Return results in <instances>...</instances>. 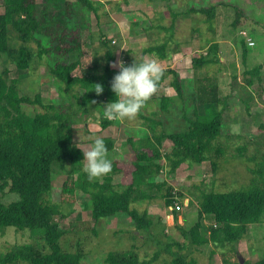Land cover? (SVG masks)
I'll use <instances>...</instances> for the list:
<instances>
[{
  "label": "rangeland",
  "instance_id": "rangeland-1",
  "mask_svg": "<svg viewBox=\"0 0 264 264\" xmlns=\"http://www.w3.org/2000/svg\"><path fill=\"white\" fill-rule=\"evenodd\" d=\"M63 1L56 0L53 9L56 20L63 19ZM73 1V0H68ZM104 8L108 17H101L97 28L92 13L85 7L76 6V11L83 21L82 39L87 46L82 48V63L73 74L81 75L86 71L97 72L105 64L108 47L100 43V33H104L110 42V48L116 54L117 63L152 59V54L141 56L144 47L169 42V57L160 61L164 70L174 69L183 82V98L177 97L169 86L171 76L167 75L157 93L147 102L141 114L162 123L155 126L158 132L167 130L177 133L188 127V120L193 119L191 98L195 79L207 78L208 83L216 85L221 99L218 108L225 103L222 116V129L214 141L215 149L211 155L216 163L212 171L209 161L201 164L184 162L174 173L168 172L169 161H164L163 168L151 181L165 186L161 190H150L142 185V191L154 198L132 205L139 211L146 210L153 221L148 231H137L132 221L124 215L106 218L94 222L86 209L89 196L72 188L71 179L83 171L86 161L80 158L75 165L74 176L69 174L70 165H56L52 170V189L45 197L49 203L60 206L61 213L54 217L62 231L61 249L68 253L82 254L81 264H106L105 257L110 251L122 252L135 250L139 260H149L155 252L158 258L151 264H172V256L163 251L168 243H183V237L174 228L179 224L191 228L197 220V199L202 192H228L246 190L252 178L264 179V0H122L114 4L113 0H90ZM55 4V3H54ZM96 5V7H99ZM214 7V20L206 21V15L192 13L191 8ZM0 0V11H2ZM102 8L100 11H103ZM108 13H107V12ZM242 13L239 21L235 18ZM244 15V16H243ZM112 22H110V21ZM115 23V26L113 25ZM11 46L19 48L17 34L9 28ZM254 42L248 46L246 39ZM218 43L217 55L220 62L215 65L194 69L191 59L205 55L211 42ZM243 45L247 53L243 57ZM28 47L37 53L38 44L29 42ZM53 57L41 59L34 55L28 68L19 70L7 55L0 57V72L7 68L10 80H16L20 96L33 97L40 94L44 102L63 105L66 110H73L68 100L61 97L57 85L48 73ZM260 67L257 73L253 69ZM248 80L252 81L248 85ZM81 94V90H77ZM162 96L172 98L167 112L160 109L158 99ZM106 105V104H105ZM89 107L87 113L75 111L72 116L73 143L83 152L89 150L94 137L112 139L113 148L108 151L112 162L132 158V145L151 135L149 124L140 117L134 121L116 122L104 119L103 107ZM198 109V106H196ZM22 110L28 116H34L43 110L38 106L22 104ZM103 123H110L103 127ZM172 145L162 142V153H169ZM220 152V153H218ZM257 170L262 176L253 174ZM100 181L99 179H93ZM67 182L66 191H61ZM172 188L180 211L174 213L165 205L166 188ZM70 188H72L70 190ZM180 193L181 196H177ZM18 199V195L0 193V202L7 204ZM200 233L207 235L215 227L211 216L201 219ZM187 244V242H185ZM28 244L45 254L48 249L41 237L29 230H16L13 227L0 228V256L9 252L15 245ZM225 246V247H224ZM178 250L177 247L173 248ZM196 264H252L264 257V221L249 224L243 239L237 244L222 247L213 243L191 246L184 250ZM13 264H27L16 262Z\"/></svg>",
  "mask_w": 264,
  "mask_h": 264
},
{
  "label": "trees",
  "instance_id": "trees-1",
  "mask_svg": "<svg viewBox=\"0 0 264 264\" xmlns=\"http://www.w3.org/2000/svg\"><path fill=\"white\" fill-rule=\"evenodd\" d=\"M97 3L99 2L93 3L90 0L63 1V19L56 20L52 9L57 5L56 0H2L0 57L7 55L19 70L28 68L34 55H37L38 59L49 55L53 57L54 61L47 67L48 73L57 85L59 95L69 101L74 111L66 110L61 104L46 103L38 93L33 97L20 96L16 80H10L8 77L9 70L5 68L0 72V193L18 195V199L10 203L0 202V228L27 229L38 234L48 249V253L43 254L28 244L15 245L9 252L0 256V264L19 261L27 264H81L80 252L72 254L61 249L62 231L54 220V217L61 213L60 206L47 202L45 197L52 189L53 167L68 162L71 167L69 174L74 176L75 165L83 156L82 149L73 143L74 112L87 113L89 107H101L115 98L111 91V81L119 68L111 66L118 63L104 33H100V43L108 49L101 72L98 74L96 71H86L81 75L73 74L82 63V48L87 46L85 39H82L83 21L76 11V6L86 7L92 13L98 28L101 17H109L104 8L100 11L102 7ZM189 10L206 15L208 23L214 20L213 6ZM240 16L242 13L238 12L236 23ZM113 25L115 26L114 22ZM9 28L17 34L20 41L17 49L11 46ZM171 39L172 35L170 39L158 45L144 47L141 56L152 54L160 61L166 60L169 57L168 47ZM29 42L38 44L36 54L28 47ZM217 44L212 41L205 55L192 58V67L197 70L218 64L220 59L217 55ZM246 53L243 45L242 56L245 57ZM123 62L126 65L134 63L127 61L125 57ZM259 69L260 67L254 68L252 73H257ZM167 75L171 76L169 86L174 89L177 97L183 98V82L174 69L164 70L160 85ZM208 82L207 78L195 79L196 86L192 94L188 95L192 101L194 117L188 120L187 129L177 133L161 129L157 133L155 126H162V123L140 113V117L148 122L151 135L139 140L138 144L128 138L132 145V158L112 162V172L103 176L100 181L90 180L84 171L71 179L72 188L89 196L86 209L90 212L91 220L97 222L124 215L132 221L137 231H148L153 226L148 212L139 211L132 205L154 198L142 191V185H146L150 190H161L165 186L164 182L151 181L158 176L165 160L169 161V173H174L184 162L201 164L205 161H209L212 171H215L216 163L211 153L219 150L215 149L214 141L222 129L225 103H222L221 109L218 108L221 101L219 90L216 85ZM97 83L104 88L99 96L92 91ZM251 84L252 81L248 80V85ZM77 90H81V94ZM172 102V98L166 96L158 99L163 112L168 111ZM22 104L38 106L43 111L28 116L23 112ZM109 124L102 125L106 127ZM101 138L110 151L113 148L112 139ZM163 141L172 145L169 153H162ZM251 172L257 174V177L262 176L257 170ZM67 188V182H64L61 191H66ZM177 194L181 196L180 193ZM163 198L167 207L179 204L170 187L166 188ZM204 216H211L215 225L208 230L207 235L200 233L201 219ZM262 221L264 179L252 178L246 190L202 192L197 199L195 224L189 229L179 224L174 225L187 244L168 243L164 245L163 251L172 256V264H196L184 250L208 243L220 247L237 244L243 239L249 224ZM175 247L178 250L173 249ZM159 253L160 251L155 252L149 260H139L134 249L110 251L106 254L105 263L151 264L158 258ZM252 264H264V257Z\"/></svg>",
  "mask_w": 264,
  "mask_h": 264
},
{
  "label": "clouds",
  "instance_id": "clouds-1",
  "mask_svg": "<svg viewBox=\"0 0 264 264\" xmlns=\"http://www.w3.org/2000/svg\"><path fill=\"white\" fill-rule=\"evenodd\" d=\"M111 66L118 67L119 71L111 81V91L115 98L103 107L104 119L116 122L134 121L157 93L164 69L155 58L140 62L135 59L131 65L121 61L118 65ZM103 90V86L97 83L92 91L99 96ZM83 157V161H86L83 171L90 180L102 178L112 172V161L108 157V148L103 138L94 137L89 150L83 152Z\"/></svg>",
  "mask_w": 264,
  "mask_h": 264
},
{
  "label": "built area",
  "instance_id": "built-area-1",
  "mask_svg": "<svg viewBox=\"0 0 264 264\" xmlns=\"http://www.w3.org/2000/svg\"><path fill=\"white\" fill-rule=\"evenodd\" d=\"M246 42H247V45L248 46H253L254 45V42L250 39V37H248L247 39H246ZM174 208V209H173ZM180 208H181V206L179 205V204H176V205H174V207H172V206H170L169 207V210L172 212L173 210H175V211H180Z\"/></svg>",
  "mask_w": 264,
  "mask_h": 264
},
{
  "label": "crops",
  "instance_id": "crops-1",
  "mask_svg": "<svg viewBox=\"0 0 264 264\" xmlns=\"http://www.w3.org/2000/svg\"><path fill=\"white\" fill-rule=\"evenodd\" d=\"M113 1H114V4H116V3H118L119 1H122V0H113ZM98 2H99V1H98ZM115 2H116V3H115ZM1 9H2V11H0V14L3 12V7H2ZM102 9H103V8H102ZM110 17L112 18L111 15H110ZM110 17H109V18H110ZM111 18H110V19H111ZM112 19H113V18H112ZM112 19H111V20H112ZM115 23H116V22H115Z\"/></svg>",
  "mask_w": 264,
  "mask_h": 264
}]
</instances>
